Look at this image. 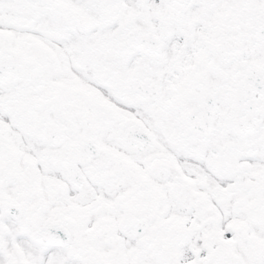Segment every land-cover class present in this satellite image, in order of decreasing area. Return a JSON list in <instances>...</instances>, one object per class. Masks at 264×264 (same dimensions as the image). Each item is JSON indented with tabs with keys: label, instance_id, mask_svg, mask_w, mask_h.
<instances>
[{
	"label": "snow or ice",
	"instance_id": "obj_1",
	"mask_svg": "<svg viewBox=\"0 0 264 264\" xmlns=\"http://www.w3.org/2000/svg\"><path fill=\"white\" fill-rule=\"evenodd\" d=\"M0 264H264V0H0Z\"/></svg>",
	"mask_w": 264,
	"mask_h": 264
}]
</instances>
